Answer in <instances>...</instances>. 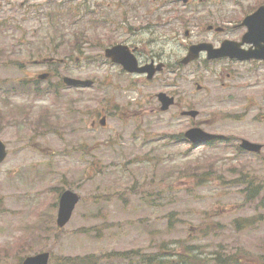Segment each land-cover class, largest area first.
I'll list each match as a JSON object with an SVG mask.
<instances>
[{
  "label": "rangeland",
  "instance_id": "1",
  "mask_svg": "<svg viewBox=\"0 0 264 264\" xmlns=\"http://www.w3.org/2000/svg\"><path fill=\"white\" fill-rule=\"evenodd\" d=\"M262 1L0 0V138L8 150L0 164V264L42 251L58 264L63 257L173 254L187 246L202 259L197 264H217L214 255L225 251L264 264L257 258L264 259V194L248 201L243 182L248 175L264 184V66L199 60L147 84L101 54L113 43L141 39V52L173 65L188 44L222 37L207 24L240 20ZM77 43L82 53L73 50ZM48 56L67 60L32 64ZM51 69L94 84L58 86L55 99L26 94L23 83ZM163 83L199 111L197 124L229 135L230 143L190 149L173 141L188 120L160 111L154 96ZM241 138L263 147L242 153ZM65 188L81 200L58 227ZM235 220H245V228L235 229Z\"/></svg>",
  "mask_w": 264,
  "mask_h": 264
},
{
  "label": "water",
  "instance_id": "2",
  "mask_svg": "<svg viewBox=\"0 0 264 264\" xmlns=\"http://www.w3.org/2000/svg\"><path fill=\"white\" fill-rule=\"evenodd\" d=\"M182 1L186 2V0ZM241 24L246 25L248 28L243 39L253 41L257 45L250 54L243 55V50L239 48V43L230 40L223 41L221 46L216 49H214L211 44L198 43L189 46L188 53L184 57L182 62L187 63L189 60L197 58L199 56V52L202 50H207L208 58L220 57L225 55H229L230 57H237L239 59H247L250 57L264 58V44H260V41L264 42V5L259 6L252 14L245 16ZM125 52H127L126 47L121 45H116L105 49V55L111 58L112 61L121 63L128 71H137V69L135 68V59L132 55L131 57L129 55L125 57ZM45 60L49 59H44L43 61ZM143 70H145V68L138 69V71ZM63 82L69 86L92 85V81L89 79L81 80L72 77H64ZM159 96L160 98L164 99L162 108H167V106L171 103V99L165 98L164 94H159ZM188 113H190L191 115H195L196 111H190ZM186 136L195 145L201 144L216 137V135L206 133L200 128L190 129L186 133ZM240 146L244 149L256 152H258L261 148V145L249 142L247 140H242ZM5 156V144L0 139V163L5 158ZM79 199L80 196L70 189H65L64 191H62L58 200V210L56 217L57 226L63 227L65 224H67ZM48 259L49 252H40L35 255L27 256L22 264H48Z\"/></svg>",
  "mask_w": 264,
  "mask_h": 264
},
{
  "label": "flooded vegetation",
  "instance_id": "3",
  "mask_svg": "<svg viewBox=\"0 0 264 264\" xmlns=\"http://www.w3.org/2000/svg\"><path fill=\"white\" fill-rule=\"evenodd\" d=\"M191 0H188V4H190ZM264 2V1H262ZM262 2L260 4H262ZM258 4V5H260ZM257 5V6H258ZM255 6V8L257 7ZM255 8H253L252 10H250L248 13H251ZM245 14V15H246ZM243 18H241L240 20H236L235 22H231V21H226V22H222L223 24H207V26L212 25V28L207 29L205 28L208 32H212V33H216V34H220L222 35V37L219 40H215L216 42H213L211 40H201L199 42H208L210 43L214 48H217L221 45V43L224 40H232L235 42L240 43V48L242 50H244L245 52H243L244 54H247L248 52H251L256 45L253 44L252 42H248L246 40H242L243 39V35L246 32L247 28L245 26H240V22L242 21ZM146 40H141V39H134L132 41L130 40H123V42H117V43H113V45H124L125 47H127V51H129V53L131 55H133V57L136 59L137 61V66L138 67H146L148 68L150 71L152 70V77L148 78V74H144V73H136V74H132V75H136L138 77H141L142 79H144V81L149 84L152 83L154 81H156L157 79L162 80V75L165 74V72L168 70L169 73L176 75V71L184 66H188V65H184L182 66L180 64L181 58H176L175 62L173 65H171L170 63H166L163 61V59L159 56H157L158 54L155 52H152L151 50L149 51L148 54L145 55V53L141 52L140 49V45L145 42ZM173 42L176 44L178 43V37L174 36L173 37ZM189 47V46H188ZM186 47V50L187 48ZM128 52H125L124 55L125 57H127V55L129 54ZM203 58L204 61H206L207 63H213V64H223V65H257V66H264V59L262 58H249V59H245V60H239L235 57H230V56H224L221 58H216V59H207L205 55H207L206 52H203ZM183 57V56H182ZM65 59H63V61H61L62 63H64ZM190 64V63H189ZM118 67L121 68V66L119 64H114ZM125 72V71H124ZM45 73H48V77H51L53 75V69L52 70H48L45 71ZM31 82L33 83H37L40 82L39 79H37V77H31L29 78ZM165 81V80H164ZM163 87H165L166 89L159 90L157 92H155V96L154 98L156 99V101L158 102L159 105V109L161 112H170L172 111L173 113H178V115L181 118H185L188 120L187 125L185 126V128L183 129V131L181 132L184 136V132L189 129L190 127H194V126H200L199 124H197L196 121V117H192V116H188V115H183L182 112L183 110H190L192 108V105L189 104L188 101H185V99L183 100L179 94L175 91V90H169V84L167 83H163ZM164 93L167 97H170L172 99V104L169 105V107L166 110H162L161 109V98H159L157 95L158 93ZM165 96V97H166ZM168 99V98H167ZM91 124L93 126H95V121L93 120L91 122ZM207 129H209L210 127L205 126ZM182 140L186 141L185 137L181 138ZM187 142V141H186Z\"/></svg>",
  "mask_w": 264,
  "mask_h": 264
},
{
  "label": "trees",
  "instance_id": "4",
  "mask_svg": "<svg viewBox=\"0 0 264 264\" xmlns=\"http://www.w3.org/2000/svg\"><path fill=\"white\" fill-rule=\"evenodd\" d=\"M76 50L78 52L82 51L81 48L77 49V47ZM243 182L246 185V198L249 201L258 199L261 192L264 194V184L260 180L255 179V177L245 175ZM245 224V220H236L234 222L235 229L237 230L245 228ZM191 250V246H187L183 252L173 254V250L171 249H160L158 252L151 254L143 253L139 250H130L128 252H110L102 255L101 258L94 254H89L85 256L63 257L60 258L58 264H100L101 259L106 261L105 264H108L111 260H127L132 261V264H197L202 259L198 255L193 254ZM252 258L253 256L250 255L243 256L239 253H226L225 251L223 253H216L212 261H215L217 264H240L245 260L251 261ZM257 258L260 261L264 260L263 258Z\"/></svg>",
  "mask_w": 264,
  "mask_h": 264
}]
</instances>
